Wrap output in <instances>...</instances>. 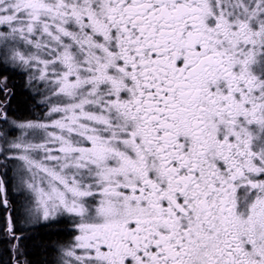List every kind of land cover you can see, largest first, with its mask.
Returning <instances> with one entry per match:
<instances>
[{
  "label": "snow or ice",
  "instance_id": "obj_1",
  "mask_svg": "<svg viewBox=\"0 0 264 264\" xmlns=\"http://www.w3.org/2000/svg\"><path fill=\"white\" fill-rule=\"evenodd\" d=\"M0 193L46 264H264V0H0Z\"/></svg>",
  "mask_w": 264,
  "mask_h": 264
},
{
  "label": "trees",
  "instance_id": "obj_2",
  "mask_svg": "<svg viewBox=\"0 0 264 264\" xmlns=\"http://www.w3.org/2000/svg\"><path fill=\"white\" fill-rule=\"evenodd\" d=\"M11 84L16 85V95L12 99L9 114L18 118L30 116L32 114L33 101L29 98V92L23 89L21 78H17V75H12ZM63 230V227L58 224L50 227H38L31 232L25 233V235L34 236L35 239L20 241L19 248L15 250L17 258L24 264H46V262L53 261V252L48 249L55 248L57 242L65 239L66 234ZM0 264H11L10 252L1 238Z\"/></svg>",
  "mask_w": 264,
  "mask_h": 264
},
{
  "label": "flooded vegetation",
  "instance_id": "obj_3",
  "mask_svg": "<svg viewBox=\"0 0 264 264\" xmlns=\"http://www.w3.org/2000/svg\"><path fill=\"white\" fill-rule=\"evenodd\" d=\"M17 78H21L22 85H24V78H22L20 75H17ZM23 89H25L24 86H23ZM39 100H40V98L37 97V101H39ZM35 104L36 103H34V105ZM40 107H37L36 110H33L32 117L34 116V118H38V117L41 116ZM9 115L12 116L13 118H18V117H14L11 114H9ZM26 117L18 118V119H21V120L33 119L31 117V115L30 116H26ZM0 199H2L1 196H0ZM7 200L9 202V205H11L13 202L17 203L18 201H20V197L18 195H16L15 198H14L13 196L8 194V192H7ZM9 211H10V208L8 210H6L4 206H0V219H1L2 225H3V229L1 230L0 238L2 240H4L5 245L7 246V249L10 252L11 264H17V261H19V264H24L20 259L17 258L16 254H15V249L17 248L16 247L17 241L12 240L11 235H10V233H9L7 227H6V224H7V213H9ZM59 225H61V227H63V229H64L63 231L66 234L65 239L62 240V241L66 242V241L70 240L71 239V236L69 234L70 231H71V222H70V220L65 218V222L60 223ZM17 226L19 227V225H17ZM38 227H40V226L39 225L35 226V228H38ZM18 243H19V246H20V241ZM55 247H58V242H57V245ZM53 258H54V260L56 258V253L55 252H53Z\"/></svg>",
  "mask_w": 264,
  "mask_h": 264
},
{
  "label": "rangeland",
  "instance_id": "obj_4",
  "mask_svg": "<svg viewBox=\"0 0 264 264\" xmlns=\"http://www.w3.org/2000/svg\"><path fill=\"white\" fill-rule=\"evenodd\" d=\"M32 112H33V110H36L37 109V105L35 104L34 105V102H33V105H32ZM40 113H41V115H42V113H43V111H44V108H43V106L41 105V107H40ZM31 112V113H32ZM31 117H32V114H31ZM33 119H34V116L32 117ZM25 120H28V119H25ZM13 173H10V175H12ZM8 194H10L11 196H13L14 198H15V196L17 195L16 194V192H15V190L12 188V186L10 185L9 186V191H8ZM1 227H2V229H3V226H2V224H1ZM0 227V228H1Z\"/></svg>",
  "mask_w": 264,
  "mask_h": 264
},
{
  "label": "water",
  "instance_id": "obj_5",
  "mask_svg": "<svg viewBox=\"0 0 264 264\" xmlns=\"http://www.w3.org/2000/svg\"><path fill=\"white\" fill-rule=\"evenodd\" d=\"M2 196H3V194H2Z\"/></svg>",
  "mask_w": 264,
  "mask_h": 264
}]
</instances>
